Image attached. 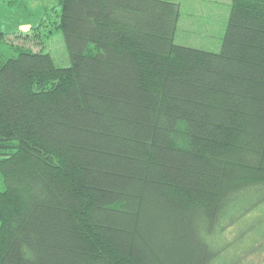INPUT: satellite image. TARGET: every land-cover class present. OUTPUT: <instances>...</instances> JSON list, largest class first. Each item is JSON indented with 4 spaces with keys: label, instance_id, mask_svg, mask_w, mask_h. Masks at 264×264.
<instances>
[{
    "label": "trees",
    "instance_id": "obj_1",
    "mask_svg": "<svg viewBox=\"0 0 264 264\" xmlns=\"http://www.w3.org/2000/svg\"><path fill=\"white\" fill-rule=\"evenodd\" d=\"M227 1L217 51L176 0H58L68 65L0 55V264H254L264 0Z\"/></svg>",
    "mask_w": 264,
    "mask_h": 264
},
{
    "label": "rangeland",
    "instance_id": "obj_2",
    "mask_svg": "<svg viewBox=\"0 0 264 264\" xmlns=\"http://www.w3.org/2000/svg\"><path fill=\"white\" fill-rule=\"evenodd\" d=\"M178 21L175 41L206 50L220 49L229 14L227 0H176ZM58 0H0V55H13L20 47L49 52L56 63L69 57L56 24ZM4 182L0 175V189ZM247 262L264 264V244Z\"/></svg>",
    "mask_w": 264,
    "mask_h": 264
}]
</instances>
